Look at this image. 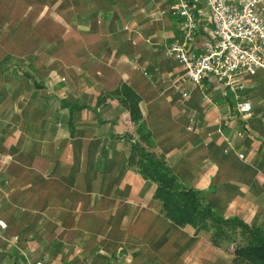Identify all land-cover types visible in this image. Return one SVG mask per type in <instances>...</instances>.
I'll return each mask as SVG.
<instances>
[{"label":"crops","instance_id":"0c3cea01","mask_svg":"<svg viewBox=\"0 0 264 264\" xmlns=\"http://www.w3.org/2000/svg\"><path fill=\"white\" fill-rule=\"evenodd\" d=\"M188 1L205 40L210 10ZM177 3L0 0V264H242L166 216L129 164L141 130L182 186L264 233V69L190 82L166 52Z\"/></svg>","mask_w":264,"mask_h":264},{"label":"built area","instance_id":"2783aa9c","mask_svg":"<svg viewBox=\"0 0 264 264\" xmlns=\"http://www.w3.org/2000/svg\"><path fill=\"white\" fill-rule=\"evenodd\" d=\"M205 3L212 24L207 39L202 40L196 3L178 0L174 13L181 36L169 44L167 55L179 60L193 84L213 78L236 90L239 76H253L264 69V0H205ZM199 41L201 44L197 46ZM251 109L250 101L237 105L239 113ZM6 228L7 223L0 221V229Z\"/></svg>","mask_w":264,"mask_h":264},{"label":"trees","instance_id":"16d2710c","mask_svg":"<svg viewBox=\"0 0 264 264\" xmlns=\"http://www.w3.org/2000/svg\"><path fill=\"white\" fill-rule=\"evenodd\" d=\"M127 90V89H126ZM128 107L134 121L140 119L138 98L127 91ZM129 164L156 184L155 196L163 202L166 216L177 224L189 223L212 230L215 244L234 243L235 261L242 264H264V233L238 218H225L205 202L203 192L182 186L165 157L151 144V133L141 130L132 143Z\"/></svg>","mask_w":264,"mask_h":264}]
</instances>
